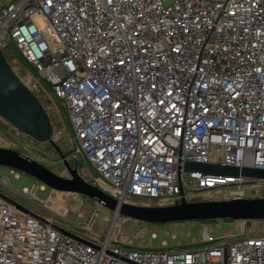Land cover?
Returning a JSON list of instances; mask_svg holds the SVG:
<instances>
[{
    "label": "built area",
    "instance_id": "built-area-1",
    "mask_svg": "<svg viewBox=\"0 0 264 264\" xmlns=\"http://www.w3.org/2000/svg\"><path fill=\"white\" fill-rule=\"evenodd\" d=\"M7 39L63 102L113 198L168 205L186 181L247 198L254 180L182 167L264 170V0H12L0 7V51ZM64 231L0 196V264H264V232L212 241L203 228L208 247L155 251L120 246L112 230L97 244Z\"/></svg>",
    "mask_w": 264,
    "mask_h": 264
},
{
    "label": "rangeland",
    "instance_id": "rangeland-1",
    "mask_svg": "<svg viewBox=\"0 0 264 264\" xmlns=\"http://www.w3.org/2000/svg\"><path fill=\"white\" fill-rule=\"evenodd\" d=\"M8 1L12 0H0V7ZM31 20L38 30L46 26V21L40 14L35 13ZM48 43L53 49V42L48 40ZM4 44L7 48L1 51L6 57L9 68L45 110L52 126L51 140L64 153L68 164L71 167L76 164L77 171L84 180L102 188L108 194H113V190L101 179L88 159L77 150V141L63 102L54 96L50 85L45 81L36 85L35 69L21 57L11 39H7ZM0 147L17 150L41 164L44 162L46 167L57 175L69 177L61 158L48 142L37 141L20 132L2 117H0ZM209 160L219 162L221 159L217 153L211 152ZM2 180L6 181L2 182ZM39 185L40 182L31 176L0 165V195L19 204L37 218L52 219L56 227L92 244H97L108 230H112V239L120 246L130 245L136 248L140 246L155 251L208 247L209 242L203 240V228L208 230V236L212 241L223 238L226 232L234 235L244 232L252 235L264 232V221L254 220H193L160 224L139 222L118 215L112 222V212L95 201L72 193L53 191L47 186L39 189ZM183 187L187 201L216 200L223 192V190L195 191L193 183L187 181ZM243 187L248 191L247 198L264 197V182H251L244 184ZM26 189L32 190L33 195L43 200L44 204L34 202L29 194L24 193ZM86 222L92 225L93 232L82 228ZM152 232L155 233L154 238ZM163 242H166L167 248L163 247Z\"/></svg>",
    "mask_w": 264,
    "mask_h": 264
},
{
    "label": "water",
    "instance_id": "water-1",
    "mask_svg": "<svg viewBox=\"0 0 264 264\" xmlns=\"http://www.w3.org/2000/svg\"><path fill=\"white\" fill-rule=\"evenodd\" d=\"M0 117L33 139L48 142L61 158L69 177L59 176L36 160L9 148L0 147V165L25 173L53 191L72 193L91 199L104 209L110 210L112 216L122 215L139 222L160 224L193 220L264 221V197L187 201L184 196H181L179 201L172 204L142 206L122 202L87 182L78 173L77 165L71 167L64 153L51 140L52 126L45 110L38 99L12 73L1 51ZM179 169L180 167H178ZM182 169L187 172L194 171L224 177H244L264 182V170L252 168L189 161L183 165ZM6 200L18 211L32 215L19 204L9 199ZM37 219L43 221L40 218ZM73 237L84 241L76 236Z\"/></svg>",
    "mask_w": 264,
    "mask_h": 264
},
{
    "label": "trees",
    "instance_id": "trees-1",
    "mask_svg": "<svg viewBox=\"0 0 264 264\" xmlns=\"http://www.w3.org/2000/svg\"><path fill=\"white\" fill-rule=\"evenodd\" d=\"M5 49H6V48H4V51H5ZM7 50H8V49H7ZM1 52H2V51H1ZM2 54H3V53H2ZM3 57H4V59L6 60V57H5L4 54H3ZM37 89H38V91L41 93L40 88L37 87ZM41 94H42V93H41ZM42 95H43V94H42ZM16 151H17V150H16ZM42 164H44V162H42ZM44 166H46V165L44 164Z\"/></svg>",
    "mask_w": 264,
    "mask_h": 264
},
{
    "label": "bare ground",
    "instance_id": "bare-ground-1",
    "mask_svg": "<svg viewBox=\"0 0 264 264\" xmlns=\"http://www.w3.org/2000/svg\"><path fill=\"white\" fill-rule=\"evenodd\" d=\"M116 217H117V216H113L112 222L115 220Z\"/></svg>",
    "mask_w": 264,
    "mask_h": 264
}]
</instances>
